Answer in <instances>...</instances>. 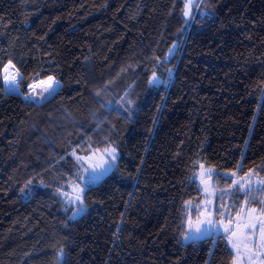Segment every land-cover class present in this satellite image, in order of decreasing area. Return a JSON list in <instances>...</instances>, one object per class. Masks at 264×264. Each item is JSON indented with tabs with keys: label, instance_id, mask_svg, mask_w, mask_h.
<instances>
[{
	"label": "trees",
	"instance_id": "trees-1",
	"mask_svg": "<svg viewBox=\"0 0 264 264\" xmlns=\"http://www.w3.org/2000/svg\"><path fill=\"white\" fill-rule=\"evenodd\" d=\"M187 2L0 0V264H233L224 235H184L201 165L233 214L229 174L264 180V0H200L191 20ZM9 61L24 94L61 90L8 94ZM106 147L117 164L72 219L57 192Z\"/></svg>",
	"mask_w": 264,
	"mask_h": 264
},
{
	"label": "rangeland",
	"instance_id": "rangeland-1",
	"mask_svg": "<svg viewBox=\"0 0 264 264\" xmlns=\"http://www.w3.org/2000/svg\"><path fill=\"white\" fill-rule=\"evenodd\" d=\"M199 1L200 0H193L194 6L192 8V15H193L195 5ZM187 19L191 20V17H187ZM177 47H178L177 45L172 47L171 49L172 51L169 53V56L174 55V53L177 50ZM2 76H3V71H2ZM158 79L162 80V78L160 77H158ZM38 83L39 82H37V84ZM159 85H154V86H159ZM19 91L20 93H23L21 87ZM30 91H32V89L28 88V92ZM36 91L39 92L40 88H37ZM111 148H115V147H111ZM82 158H85V159L80 160L79 163L82 169L81 174H84V168H88L90 165H98L101 168H103V167H107L108 164L114 163V167H113L114 169L117 164V160H118V152L116 150V160L114 162L112 161V158L110 156H107L104 153V150L94 152L88 156H83ZM105 161H107L108 164H106ZM113 169L106 176L111 174ZM215 173H216V170L214 168L208 167L206 165H203V168H201L200 166L199 170L197 171L195 175V180L197 181L199 188L203 193V201L198 207L199 209L198 215L195 218L190 217L188 220V224H187V232L189 229H192L194 231L197 227H200L202 229H207L208 234L198 239L185 240L184 238V242L190 243V242L199 241V240H203V239L210 238V237H217L220 235H224L229 242L228 234L225 233L224 231V225L228 223V218L230 217L233 220V224L229 226L230 228H235L236 222L238 221L241 223V225H243L244 223H249V224L254 225V228L252 227L244 228L243 226H241L237 230V235L232 237L233 242L239 243L238 249L233 248L232 244L229 243L234 252V256H235L233 264H264V248L254 247V245L260 244L262 242L260 228L262 226V223H264V214H261L260 209L264 208V204H261V201L264 200V195H261L260 193L254 191L253 196L248 198V204L245 205V202L243 201L244 203L242 204V207L240 208V210L236 214H233V209L231 208V204L235 206L236 198L235 199L233 198L232 203L230 201L231 198L228 199L225 204H222L223 207H221V205L218 203V200H217L218 191L215 188V182H214ZM209 175L211 177L210 179L207 178ZM106 176H104L97 183L88 185V186H85L83 182L78 179L76 183H71L67 187L57 192V195L69 207H73L72 214H71L72 219H77L86 212L85 210L82 213L73 216V213L76 211V208H77V204L72 203L70 201V198L75 195V193L73 192L74 185L80 184V187L84 188V191L81 193L82 198H83L87 189L99 184ZM202 176L205 177L204 182L201 181ZM229 176L230 178L233 179V181H236L238 183H244L246 180L251 179L252 181L251 187L254 190L258 187H261V185L257 183V181L261 179L256 177L253 174L251 176H249V174L245 176H240L238 174L233 175L232 173V174H229ZM236 186H238V184ZM205 188L208 189L207 192L205 191ZM63 193H68V196H64ZM250 208L256 209V211L250 213L249 212ZM221 212L224 213L223 216L220 215ZM209 213H211V215H209ZM207 219H212L216 221L217 222L216 226L211 227L207 225L206 223L205 224L200 223L201 221H205ZM252 232H255V235H245V233H252Z\"/></svg>",
	"mask_w": 264,
	"mask_h": 264
},
{
	"label": "snow or ice",
	"instance_id": "snow-or-ice-1",
	"mask_svg": "<svg viewBox=\"0 0 264 264\" xmlns=\"http://www.w3.org/2000/svg\"><path fill=\"white\" fill-rule=\"evenodd\" d=\"M193 0H188L187 3L184 4V16L185 17H192V8H193ZM195 7H199V5H195ZM194 18V17H192ZM172 51L171 49L169 50ZM23 77L21 76L20 72L15 68V65H12L9 61L8 65H5L3 68V86L7 93L9 94H20L23 96V98L26 101L33 102V103H41L47 99H49L51 96H53L57 89L59 88V81L56 80L54 77L49 76L47 80H41L39 83H32L28 87L32 89V91L28 92L27 94L20 93L19 89L21 87V80ZM150 84L159 85V84H167L166 81L158 79L155 72L152 74V78L149 81ZM40 88V91L37 92L36 89ZM99 95V93H97ZM104 153L107 156H110L112 158V161L114 162L116 160V150L115 148L106 147L104 150ZM73 155H75V152H73ZM77 161H80L82 157L76 156ZM90 159V158H88ZM106 164H108L107 161H105ZM114 167V163L108 164L107 167L101 168L98 165H90L88 168H84V174L77 173V176L80 181L83 182L85 186L92 185L100 181L104 176H106ZM239 167V166H238ZM201 168H203V165H201ZM253 173H249V176H251ZM235 175V173H233ZM210 179V175L207 177ZM205 177H201V181L204 182ZM30 183V182H29ZM233 186L235 187V190L237 192L243 191L244 192V202L245 205L248 204V198L253 196V192H258L261 195H264V180H258L257 183L261 185V187L256 188L255 190L251 187L252 181L251 179L246 180L244 183H238L236 181H233ZM238 184V186H236ZM84 191V188L80 187V184H75L73 187V192L75 193L74 196L70 198V201L72 203L77 204L76 211L73 213V216L82 213L86 210V205H84V201L82 198L81 193ZM205 191L207 192L208 189L205 188ZM64 196H68V193H63ZM210 202V201H209ZM191 203V202H189ZM261 204H264V200L261 201ZM223 207V205H221ZM199 210V209H198ZM256 209L250 208L249 212H255ZM261 214H264V208L260 209ZM211 215V213H209ZM221 216L224 215L223 212L220 213ZM239 215V213H238ZM202 224H207L211 227L216 226V221L212 219H207L205 221H201ZM233 224V220L229 217L228 223L224 225V231L228 234L229 243L232 244L233 248H239L238 242H233L232 237L237 235V230L243 226L244 228L252 227L254 228V225L249 223H244L241 225V223L238 221L236 222L235 228H230L229 226ZM261 233V240L262 242L260 244L254 245V247L264 248V223H262V226L260 228ZM208 234L207 229H202L200 227H197L194 231L192 229H189L188 232L184 235L185 240L190 239H198L202 238L203 236ZM245 235H255V232L252 233H245ZM247 246V245H245ZM60 255H63V250H60ZM251 258V257H250ZM59 264V261H58Z\"/></svg>",
	"mask_w": 264,
	"mask_h": 264
},
{
	"label": "water",
	"instance_id": "water-1",
	"mask_svg": "<svg viewBox=\"0 0 264 264\" xmlns=\"http://www.w3.org/2000/svg\"><path fill=\"white\" fill-rule=\"evenodd\" d=\"M62 84L61 83H59V88L57 89V91L56 92H59L60 90H61V88H62ZM9 94V93H8Z\"/></svg>",
	"mask_w": 264,
	"mask_h": 264
}]
</instances>
